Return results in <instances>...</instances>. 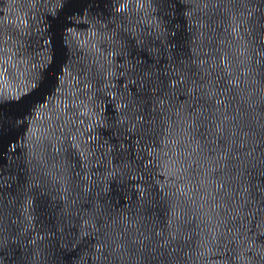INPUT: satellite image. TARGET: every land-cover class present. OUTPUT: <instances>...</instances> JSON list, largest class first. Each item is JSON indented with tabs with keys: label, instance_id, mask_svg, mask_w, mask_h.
Returning a JSON list of instances; mask_svg holds the SVG:
<instances>
[{
	"label": "water",
	"instance_id": "obj_1",
	"mask_svg": "<svg viewBox=\"0 0 264 264\" xmlns=\"http://www.w3.org/2000/svg\"><path fill=\"white\" fill-rule=\"evenodd\" d=\"M0 264H264V0H0Z\"/></svg>",
	"mask_w": 264,
	"mask_h": 264
}]
</instances>
